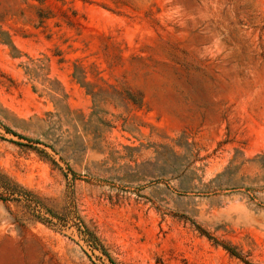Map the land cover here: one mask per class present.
<instances>
[{"label":"rangeland","instance_id":"obj_1","mask_svg":"<svg viewBox=\"0 0 264 264\" xmlns=\"http://www.w3.org/2000/svg\"><path fill=\"white\" fill-rule=\"evenodd\" d=\"M0 170V264H264V0H0Z\"/></svg>","mask_w":264,"mask_h":264},{"label":"trees","instance_id":"obj_2","mask_svg":"<svg viewBox=\"0 0 264 264\" xmlns=\"http://www.w3.org/2000/svg\"><path fill=\"white\" fill-rule=\"evenodd\" d=\"M132 102H135L128 97ZM141 101L138 100L140 104ZM6 132L12 133L17 137H22L20 134L12 132L6 128ZM54 165H57L53 160H51ZM0 200L4 203L7 210L15 216L17 220L22 217L30 219L33 221H39L47 225H55L57 222H61V226H65L67 223V218H60L57 213H55L51 208L45 205L46 199L43 196H40L30 189L20 185L12 178L7 176L0 170ZM14 204L19 208V211L13 212L8 204ZM19 212V214H18ZM54 220V221H53ZM75 225L78 235L87 242V245L92 249H99L101 252L105 253L100 244H98V239L93 233L92 230L83 222L81 218H77V222L73 223ZM227 251L236 257L238 254L234 252L228 246H223ZM246 264H251L245 262Z\"/></svg>","mask_w":264,"mask_h":264}]
</instances>
